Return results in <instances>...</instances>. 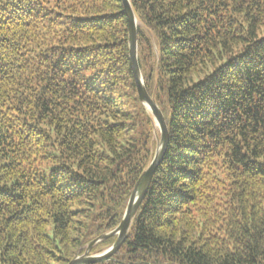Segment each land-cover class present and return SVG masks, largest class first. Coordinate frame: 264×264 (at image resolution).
Listing matches in <instances>:
<instances>
[{
    "label": "trees",
    "instance_id": "1",
    "mask_svg": "<svg viewBox=\"0 0 264 264\" xmlns=\"http://www.w3.org/2000/svg\"><path fill=\"white\" fill-rule=\"evenodd\" d=\"M129 2L168 145L91 264H264V0ZM158 136L121 0H0V264H67L116 228Z\"/></svg>",
    "mask_w": 264,
    "mask_h": 264
},
{
    "label": "water",
    "instance_id": "2",
    "mask_svg": "<svg viewBox=\"0 0 264 264\" xmlns=\"http://www.w3.org/2000/svg\"><path fill=\"white\" fill-rule=\"evenodd\" d=\"M124 8V13L127 17L128 24V50H129V62L130 67L133 72L137 94L140 102L147 108L151 114L155 126L158 130L159 136L156 143V148L154 155L149 162L148 166L141 173V175L136 180L133 189L128 198L123 217L116 228L102 234L98 238L91 241L86 250L81 255H76L73 257L67 264H91L102 261L109 260L113 254L119 250V248L124 243L131 222L145 196V193L150 185L152 177L155 173L157 166L160 164L163 155L166 151L168 145V129L165 122V118L157 106L154 99L146 91L143 79L139 70L138 61H137V19L131 7L129 0H121ZM110 236H116L115 241L111 246L106 248L104 251L97 254H89L91 246L100 241L103 238Z\"/></svg>",
    "mask_w": 264,
    "mask_h": 264
},
{
    "label": "rangeland",
    "instance_id": "3",
    "mask_svg": "<svg viewBox=\"0 0 264 264\" xmlns=\"http://www.w3.org/2000/svg\"><path fill=\"white\" fill-rule=\"evenodd\" d=\"M105 250V249H104Z\"/></svg>",
    "mask_w": 264,
    "mask_h": 264
}]
</instances>
